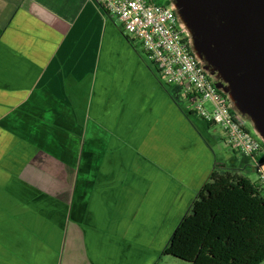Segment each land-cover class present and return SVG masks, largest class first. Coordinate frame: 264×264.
I'll return each mask as SVG.
<instances>
[{
    "label": "crops",
    "instance_id": "1",
    "mask_svg": "<svg viewBox=\"0 0 264 264\" xmlns=\"http://www.w3.org/2000/svg\"><path fill=\"white\" fill-rule=\"evenodd\" d=\"M108 16L94 0H0V264H141L215 168L193 129L209 143L211 126Z\"/></svg>",
    "mask_w": 264,
    "mask_h": 264
},
{
    "label": "built area",
    "instance_id": "2",
    "mask_svg": "<svg viewBox=\"0 0 264 264\" xmlns=\"http://www.w3.org/2000/svg\"><path fill=\"white\" fill-rule=\"evenodd\" d=\"M94 1L139 42L166 86L179 89L181 97L193 103L191 111L220 127L227 146L251 161L258 175L256 184L264 194V144L244 126L194 55L190 36L172 5H161L158 0Z\"/></svg>",
    "mask_w": 264,
    "mask_h": 264
},
{
    "label": "water",
    "instance_id": "3",
    "mask_svg": "<svg viewBox=\"0 0 264 264\" xmlns=\"http://www.w3.org/2000/svg\"><path fill=\"white\" fill-rule=\"evenodd\" d=\"M194 55L264 144V0H170Z\"/></svg>",
    "mask_w": 264,
    "mask_h": 264
},
{
    "label": "trees",
    "instance_id": "4",
    "mask_svg": "<svg viewBox=\"0 0 264 264\" xmlns=\"http://www.w3.org/2000/svg\"><path fill=\"white\" fill-rule=\"evenodd\" d=\"M124 38L136 49L134 40ZM232 167L214 168L174 231L165 256L189 264H264V194Z\"/></svg>",
    "mask_w": 264,
    "mask_h": 264
},
{
    "label": "rangeland",
    "instance_id": "5",
    "mask_svg": "<svg viewBox=\"0 0 264 264\" xmlns=\"http://www.w3.org/2000/svg\"><path fill=\"white\" fill-rule=\"evenodd\" d=\"M95 4H96V7L98 9H100L102 12H104L105 14H107L104 11V9L102 8V6L100 4H98L96 2H95ZM108 17H111V16H108ZM111 18L115 20V21H113L111 19L112 22L114 23V25L116 26V28L118 29V31L122 32L123 36L129 37L131 39V37L129 36V34L126 31H124V29L121 26V23L119 22V20L116 19V18H113V17H111ZM134 41H135L134 42V45L136 47V50H137L138 54L146 62H148L147 57L144 54L141 45L139 44L138 41H136V40H134ZM148 64L152 67V69L155 68L150 62H148ZM170 87L171 86L167 87V89L169 91L172 90V88H170ZM177 92L179 94V97L178 98L183 100V98L180 95L179 89H178ZM183 101L184 102H181V108L184 111L187 112L193 106V103L190 102L189 100H183ZM238 116H239L241 122L244 124L245 127H248L251 130H253V126L251 125V123H250L249 120H247L246 118L242 117L241 115H238ZM192 118L196 119L194 116H192ZM196 122H197V120H196ZM211 128L212 129L210 130L211 131L210 133H211V135H213L212 136V140H211L210 137H206V138L209 139V140L207 139L209 141V143L210 142L212 143V147H210V145L206 141V139H204L202 137V134L201 135L199 134L198 128L197 127H193V129L196 131V133H198V135L200 136V139L203 140L204 144L206 146H208L210 149H212V148L214 149L215 154H216V157H217L215 159V161H214V164H213L214 167H224V168H227L228 167V168H231V166H233V165H240V164H243V163H247V158L246 157L237 155L231 148H229L227 146L226 143H224L220 139L221 129L219 127L211 126ZM253 133L256 135V133L254 131H253ZM214 140L217 141L216 144H215ZM192 146H195V145L194 144H191V147ZM185 147H187V146L185 145L184 148H182L180 151L178 150V152L176 154L178 157L180 156L179 155L180 153H182L184 150L186 151V148ZM189 149H190V147H189ZM185 153L186 152H183L182 154L185 155ZM190 155H192V154L190 153ZM178 157H176V160L175 161H179V162L180 161H183L182 158H178ZM179 162H176V163H179ZM249 162H251V161L249 160ZM189 164H190V160L188 161V168H189ZM193 164H196V163L194 162V160H191V165H193ZM191 165H190V167H191ZM253 170H250V169L244 170V175H246L250 179H254V178L256 179V178H258L257 173L255 172V170L254 171ZM204 184L205 183L197 184V186L200 185V187H201ZM199 188H197V189H199ZM195 191H196V189H195ZM192 200H193V197H192L191 200H189V203L185 207L184 206L176 205V207H174V209H172V210L169 211V218L168 219L167 218L162 219V221L160 222V228L158 229V237L155 238L153 240V243L151 244L152 247L155 250V252H153V254L152 253H149V251H147V249H148L147 246H148L149 243H151L152 238L144 239V243H143V245H144L143 249L144 250H143V254H142L143 257L141 256L139 258V260H141V264H189V263H187V262H185L183 260H180L178 258H175L173 256H165V255H162V252L169 245L170 239H171L174 231L176 230V228L179 226L180 222L182 221L183 217L189 212L190 207H191ZM74 248H77V247L74 246ZM146 253H148V254H146ZM155 254H159V255H156V259L154 260V255ZM66 263H67V259H66L65 264Z\"/></svg>",
    "mask_w": 264,
    "mask_h": 264
},
{
    "label": "flooded vegetation",
    "instance_id": "6",
    "mask_svg": "<svg viewBox=\"0 0 264 264\" xmlns=\"http://www.w3.org/2000/svg\"><path fill=\"white\" fill-rule=\"evenodd\" d=\"M162 255H164L163 252H162Z\"/></svg>",
    "mask_w": 264,
    "mask_h": 264
}]
</instances>
